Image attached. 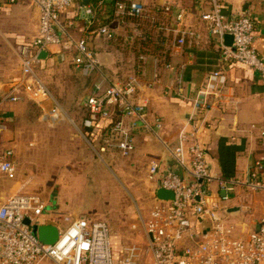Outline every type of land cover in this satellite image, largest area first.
Wrapping results in <instances>:
<instances>
[{
    "label": "built area",
    "instance_id": "built-area-1",
    "mask_svg": "<svg viewBox=\"0 0 264 264\" xmlns=\"http://www.w3.org/2000/svg\"><path fill=\"white\" fill-rule=\"evenodd\" d=\"M20 0H1L2 7H9ZM75 0H28L38 11L37 33L32 41L24 46L21 54L22 88L19 83L3 99L4 103L20 101L22 95L32 100L44 101L50 94L37 77L34 67L39 61L38 54L52 46H61L64 50L73 49L71 64L90 76L99 70L95 53L89 48L85 38L73 39L59 24V15L73 6ZM207 10L199 18L209 37L218 48L224 66L238 64L258 75L264 90V58L255 48V27L253 19L242 13L226 16L219 0H205ZM124 4H117L121 12ZM164 12L171 10L166 6ZM128 14L140 15L142 5L130 2ZM84 16L92 17L91 10L84 8ZM183 18L176 15L177 21ZM90 23V20H88ZM97 33L111 37L107 26L98 28ZM67 34V39L63 35ZM231 37V44L224 37ZM183 40L177 41L181 45ZM224 76L220 71L209 74L197 90L192 101V114L185 128L178 135L175 147L168 148L174 161L186 171V178L167 170L158 176V189L172 192V200H158L148 211L142 227L146 237L145 253L149 255V264H264V218L256 228L245 236H237L233 226L228 223L225 210L237 188L248 192L264 193V156L253 163V169L246 179H214L209 169L205 152L199 140L206 116L214 100L223 96ZM137 91L134 77L124 84L104 86L101 82L93 85L85 107L92 117L110 119L113 107L120 117L107 130L106 147L115 150L120 157H127L133 151V138L125 128V121L132 125L141 123L150 129L146 121L145 106L133 102ZM90 126V121L87 122ZM157 130L161 124L155 119ZM6 126L0 112V135ZM264 140V132L262 133ZM17 164L13 151L0 148V175L14 179ZM157 174V165L149 167V176ZM215 183L216 191L211 185ZM49 205L39 196L13 193L0 197V264H39L46 261L52 264H136L137 247L124 249L121 259L113 256L111 237L107 224L87 217L68 216L49 212ZM56 215L59 223L57 238L52 244L45 245L33 234L40 218ZM55 221V219H49ZM27 221V223L25 222Z\"/></svg>",
    "mask_w": 264,
    "mask_h": 264
},
{
    "label": "crops",
    "instance_id": "crops-1",
    "mask_svg": "<svg viewBox=\"0 0 264 264\" xmlns=\"http://www.w3.org/2000/svg\"><path fill=\"white\" fill-rule=\"evenodd\" d=\"M91 1L88 0L87 5H83L82 1L75 0L72 7L59 15V24L73 39H86L89 48L96 55L99 70L90 76L84 75L70 62L74 50L72 48L64 50L61 46L50 47L46 51L47 57L44 60H39L34 70L51 66L60 67L64 71L74 74L79 72L83 78L87 77L93 80L90 93L93 85L98 82L104 86H110L124 84L131 77L136 78L137 91L132 100L136 104L145 106L146 121L152 130L145 129L140 122L133 126L131 120L125 121V128L133 138V151L129 155V176L134 174L135 169L145 171L146 192L151 196L150 209L156 202L158 176L161 173L170 170L182 178L188 176L186 171L171 157L168 148L175 147L178 143L179 133L183 129H187L185 123L193 112L192 101L196 92L206 77L215 71H220L224 76L223 96L220 100H214L209 109L206 124L199 134V140L204 148L205 157L214 179H246L248 173L253 169L254 161L264 156V140L262 139L264 90L256 73L238 64H230L227 67L222 64L218 48L214 45V41L209 37L199 18L200 14L207 10L206 1L130 0L144 8L143 16L139 24L137 23L140 25L138 28L135 23L117 17L119 12L116 5L118 3L115 4L114 12H109L112 0H100L99 4L104 7L101 10L102 19L105 20L102 26H107L117 37V39L115 38L116 44L106 43L104 37L97 33L98 28L90 29L93 14H91L92 17L87 18L84 16L83 10L84 8L90 9ZM219 1L223 5L222 11L226 16H236L244 12L253 19L255 48L264 58V0ZM166 6H169L171 10L164 12L163 9ZM6 9L18 11L21 15L34 11L36 35L38 11L28 0H20L9 7H2L0 0V11H6ZM155 9H161V13H156ZM179 12L183 16L181 21L176 19ZM146 29L150 30L153 38L157 36L158 32H162L163 41L158 46L162 47V52L167 53V60L161 59L162 57L155 53H147L146 47L143 48L138 44L134 46L135 50L130 49L134 40L138 43L144 39ZM67 34L63 35L64 39H67ZM180 38L183 43L178 45L177 41ZM127 43H129V51L125 52L122 47L125 48ZM1 65L3 66L4 62H1ZM66 79L69 81L67 87L73 89L75 78L70 76ZM2 80H10L11 83L3 84L6 82L3 81L0 84V95L8 94L12 85L22 80V76L18 73L12 78ZM83 88L84 85L78 86L77 91L80 92ZM27 104L28 101L23 99L12 104L4 103L1 106L6 126L0 135L1 141L7 143L8 139H11L10 134L12 135V133L7 130L9 121L10 119L16 120L22 110L26 114ZM109 109L113 114L114 108L110 107ZM155 119L161 124L159 130L154 126ZM106 120L90 121V126L87 124L89 120L74 121V123H78L79 126L92 127L94 132L92 142L81 131L82 136L90 145L99 144L104 148L106 138H108L107 129L104 130L107 124ZM56 122L54 121L52 124ZM19 133L16 130L14 132V146L23 142ZM152 164L157 165V174L150 178L149 167ZM22 173H19L20 176L15 181H18V178L21 180L27 177ZM22 187L21 190L24 189L23 185ZM211 188L213 192L216 191L215 183L211 185ZM45 203L47 204L46 201ZM233 207H238L239 211L236 214H225L227 221L234 230L235 226L239 225L238 223L245 225L243 230L246 235L250 230L256 228L259 221L264 218V193L248 192L239 187L228 204V209ZM48 208L49 212L69 215L68 211H63L64 209L59 208L53 201ZM72 211V213L69 211L70 216L78 217L80 212H76L75 209ZM49 219H55V221L52 222L53 220ZM56 220H58L56 215H48V217L40 218L38 226L55 227L53 224L59 223ZM234 232L236 233V230ZM244 234L242 235L245 236Z\"/></svg>",
    "mask_w": 264,
    "mask_h": 264
},
{
    "label": "rangeland",
    "instance_id": "rangeland-1",
    "mask_svg": "<svg viewBox=\"0 0 264 264\" xmlns=\"http://www.w3.org/2000/svg\"><path fill=\"white\" fill-rule=\"evenodd\" d=\"M7 10L0 11V84L11 83L4 78L18 73L22 76L20 52L35 35L34 11L21 15ZM35 72L50 97L44 101L32 100L21 92L22 98L28 101V111L24 114L22 110L16 120L10 119L7 130L12 133L11 139L7 143L0 139L1 149L13 151L17 171L14 179L0 175V197L13 193L36 195L49 205L53 201L68 211V216L75 209L80 212L78 216L103 221L109 228L114 258L121 259L124 249L134 246L138 248L136 264H149L142 227V219L151 207L145 171L135 169L129 176V156L120 157L106 146L90 145L81 134V126L74 123L86 120L85 102L93 80L60 67L44 66L35 68ZM70 76L76 80L73 89L67 87L66 78ZM18 83L21 91L22 81ZM82 85L84 88L78 92V86ZM6 95H0V99ZM54 121L57 124H52ZM15 130L20 132L23 142L14 146ZM20 172L27 177L15 181ZM238 224L235 234L243 236L246 226ZM39 264L52 263L41 261Z\"/></svg>",
    "mask_w": 264,
    "mask_h": 264
},
{
    "label": "trees",
    "instance_id": "trees-1",
    "mask_svg": "<svg viewBox=\"0 0 264 264\" xmlns=\"http://www.w3.org/2000/svg\"><path fill=\"white\" fill-rule=\"evenodd\" d=\"M99 1L100 0H92L91 3H90V10L93 14V19H92V24L90 25V29L92 30H96L97 28L101 27L104 23H105V20L102 19V16H101V10L104 9V7H101L102 4H99ZM124 4L125 8L119 12L117 14V17H121L127 21H131L133 23H135L136 25L139 24V21L141 19V17L143 16V13H141L140 15H135V14H128L127 10H128V5L130 3V0H112L110 2V5H109V12H114L115 10V4ZM117 6V5H116ZM117 9V8H116ZM155 12L156 13H161V9H155ZM138 23V24H137ZM138 28H140V25H138ZM157 36H155V38H153V36L150 34V30L149 29H146L145 32H144V39L138 43H136V41L134 40V43L132 44V47L130 48L132 51L135 50L134 49V46L136 44L140 45L141 47H146V52L149 53H155L159 56H161L162 58L161 59H166V54L167 53H164L162 52V47L158 46V44H160V42H162L163 40V35H162V32H158L156 34ZM102 36V35H101ZM104 37V36H102ZM117 37H115L113 34L111 37H104V40L106 41V43H115L116 42V39ZM119 39V38H118ZM154 40V41H153ZM118 42V41H117ZM156 42V43H155ZM116 44V43H115ZM118 48V47H117ZM152 48V49H150ZM122 49L125 51V52H128L129 51V43L126 44V47H122ZM122 50V51H123ZM145 52V53H146ZM86 110V120H89V121H94V122H97L99 119L97 117H92V115L89 113L88 109L85 108ZM119 116H120V113H118L116 110L113 111V114L111 116L110 119H107V124L105 125V129H109V127H111L112 125H114L118 119H119ZM81 131L85 134V136L87 138H89L91 140V142L94 140V132H93V128L92 127H84L83 125L81 126Z\"/></svg>",
    "mask_w": 264,
    "mask_h": 264
},
{
    "label": "water",
    "instance_id": "water-1",
    "mask_svg": "<svg viewBox=\"0 0 264 264\" xmlns=\"http://www.w3.org/2000/svg\"><path fill=\"white\" fill-rule=\"evenodd\" d=\"M82 1L83 5H87L88 0H80ZM225 43L227 45L231 44V37L229 35H226L224 37ZM47 57V52L42 51L38 54L39 60H44ZM156 198L158 200H172L173 194L170 191L158 189L156 191ZM239 211L238 207H233L230 209H226V214H236ZM85 216H81V218H84ZM27 223V221H25ZM33 234L37 236V239L40 243L49 245L52 244L55 239L57 238V228L56 227H42V226H35L33 227Z\"/></svg>",
    "mask_w": 264,
    "mask_h": 264
},
{
    "label": "bare ground",
    "instance_id": "bare-ground-1",
    "mask_svg": "<svg viewBox=\"0 0 264 264\" xmlns=\"http://www.w3.org/2000/svg\"><path fill=\"white\" fill-rule=\"evenodd\" d=\"M56 111H57V110H56ZM52 113H53V112H52ZM50 115H51V114H50ZM60 116H61V115H60ZM51 117H53V115H52V116H50V118H51ZM54 117H55V116H54ZM48 121H49V120H48ZM50 126H51V125H50Z\"/></svg>",
    "mask_w": 264,
    "mask_h": 264
}]
</instances>
